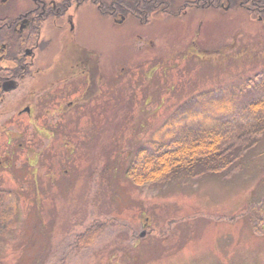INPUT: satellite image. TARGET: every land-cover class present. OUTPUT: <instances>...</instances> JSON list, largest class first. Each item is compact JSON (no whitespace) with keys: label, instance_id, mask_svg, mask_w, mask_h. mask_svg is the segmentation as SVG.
I'll use <instances>...</instances> for the list:
<instances>
[{"label":"rangeland","instance_id":"374dc122","mask_svg":"<svg viewBox=\"0 0 264 264\" xmlns=\"http://www.w3.org/2000/svg\"><path fill=\"white\" fill-rule=\"evenodd\" d=\"M171 1L172 11L183 2ZM255 15L236 2L156 14L137 29L96 26L111 85L77 129L65 128L72 152L49 144L37 188L24 171L1 169L0 264H264V113L250 119L264 95V20ZM252 80L258 95L246 101ZM183 125L228 134L234 154L209 171L133 185L126 172L136 152ZM242 131L248 140H237ZM95 222L104 230L79 251L75 237Z\"/></svg>","mask_w":264,"mask_h":264},{"label":"flooded vegetation","instance_id":"af4514ba","mask_svg":"<svg viewBox=\"0 0 264 264\" xmlns=\"http://www.w3.org/2000/svg\"><path fill=\"white\" fill-rule=\"evenodd\" d=\"M236 2L264 20V0H183L175 11L171 0H0V171H24L37 188L49 144L64 143L72 152L73 145L63 142L65 128L77 129L112 82L96 26L107 32L137 29L156 14L174 19L206 6L230 9ZM142 3L150 8L143 11ZM196 18L200 29L202 20ZM146 46L141 42L139 50ZM124 65L115 68L121 73Z\"/></svg>","mask_w":264,"mask_h":264},{"label":"trees","instance_id":"16d2710c","mask_svg":"<svg viewBox=\"0 0 264 264\" xmlns=\"http://www.w3.org/2000/svg\"><path fill=\"white\" fill-rule=\"evenodd\" d=\"M141 7L144 8L143 11H147V9L150 8V3H142ZM262 77H264V72L259 79L261 80V83L264 81V78ZM252 81V83H250V81L245 82L244 88L241 90V95H244L243 98L246 97V101L248 99L252 101V97L258 95L256 88L258 81L257 83L255 80ZM259 86L264 85L261 84ZM258 96L262 97V99L260 97L259 99H255L256 104L253 107H255L256 114L254 118H250L253 120H260L262 113H264V105L258 102L264 99V95ZM205 110L212 111L210 109ZM244 110H246L245 107ZM210 116L212 117V115ZM217 120L220 121V119H215L212 120V123ZM185 128V125L178 128L176 131L177 135H170L168 140L164 139L166 133H163V139H161V142L158 144H152L148 148L139 149L136 152L132 158L133 161L126 172V176L129 177V180L133 185L140 187L149 183L165 181L168 180L169 177H172L183 170L192 172L194 169L209 167L207 169L209 171L213 168L210 166H214L215 162L223 159L227 160L231 156L230 153L233 152L232 148L234 147L235 142L232 141L228 134H220L221 131L206 132L200 129L199 126H197V130L194 129V132L192 133L185 130ZM238 135L237 140L245 141L248 140L250 134L242 131L241 135ZM237 151L239 155L235 157H241V151L236 150L235 152ZM104 228L105 225L103 223L95 222L91 224V226L82 234L75 237L74 243L76 249L80 251L85 247L93 245Z\"/></svg>","mask_w":264,"mask_h":264},{"label":"water","instance_id":"95a60500","mask_svg":"<svg viewBox=\"0 0 264 264\" xmlns=\"http://www.w3.org/2000/svg\"><path fill=\"white\" fill-rule=\"evenodd\" d=\"M142 236H143V233L140 234V237H142Z\"/></svg>","mask_w":264,"mask_h":264}]
</instances>
